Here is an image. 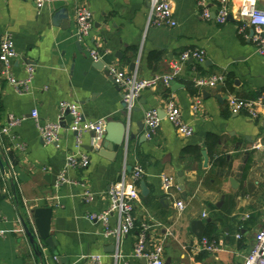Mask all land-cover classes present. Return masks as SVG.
I'll return each mask as SVG.
<instances>
[{
	"label": "crops",
	"instance_id": "1",
	"mask_svg": "<svg viewBox=\"0 0 264 264\" xmlns=\"http://www.w3.org/2000/svg\"><path fill=\"white\" fill-rule=\"evenodd\" d=\"M148 1L49 0L38 11L34 0H0V39L10 35L17 54L13 77L25 79L26 66L34 67L23 94L0 74V130L8 116L19 120L12 137L0 136V152L5 154V171L0 168V264H88V254H99L102 264H146L144 256H133L142 225L148 227L145 251L162 245L163 264H240L250 250L264 219V110L256 119L233 115L227 100L231 95L255 99L264 92V55L257 53L250 41L252 30L242 22L233 17L222 25L202 20L199 0H171L176 25L148 26ZM206 3L214 12L213 0ZM235 3L230 2L233 7ZM81 6L92 13L93 28L79 41L75 13ZM257 6L264 9V0ZM91 48L108 51L103 65L135 72L139 79L161 78L176 67L177 76L168 86L158 83L141 93L128 119L134 139L107 154L113 158L102 157L100 147L92 149V134L85 133L80 152L87 155L88 167L70 169L67 156L79 153L75 134L63 129L55 144L45 145L31 113L37 112L40 124L55 122L58 104L65 101L76 103L85 120H103L105 126L127 120L121 93L108 75L92 67ZM186 49L204 51L203 63L179 65ZM129 63H135L134 72H129ZM212 76L224 77L219 91L195 85ZM190 85L196 94L190 93ZM168 102L193 129L190 137L179 135L164 119ZM149 110L159 112L162 121L146 139L144 114ZM62 123L67 126L70 117ZM136 165L143 170L140 182L148 194L142 196L139 189L136 227L117 241L101 221L88 216L107 210L110 186L123 172L128 179L127 169ZM62 170L68 182L55 188ZM162 176L173 179L169 193L162 188ZM178 202L184 205L182 212ZM43 208L51 209L49 236L55 254L36 236L32 243L22 228L21 220L34 233L32 211ZM196 221L203 224L201 238L192 230ZM115 227L116 219L110 217L108 229ZM204 238L217 250H201Z\"/></svg>",
	"mask_w": 264,
	"mask_h": 264
},
{
	"label": "built area",
	"instance_id": "2",
	"mask_svg": "<svg viewBox=\"0 0 264 264\" xmlns=\"http://www.w3.org/2000/svg\"><path fill=\"white\" fill-rule=\"evenodd\" d=\"M49 0H34L35 7L39 11ZM149 10L147 16V25L154 28L174 27L176 25L173 19L171 0H149ZM231 0H213L215 11L207 7L206 0H199L197 5L200 9V17L202 20H214L215 23L222 25L227 22L230 15L235 20L242 22L246 27L251 28L252 35L250 41L255 46L256 51L260 55H264V9L257 6L258 0H236L235 6L230 4ZM212 15L213 18H212ZM76 34L75 37L82 41L89 37L93 28V18L90 10L81 6L76 10ZM108 55L107 50H99L91 48L88 50V57L93 63L102 62V59ZM17 57L14 50L11 37L4 34L0 39V64L1 77L5 79L17 93L23 94L28 90V85L34 74L32 65L26 66L27 78L16 79L11 73L12 61ZM188 60H193L196 63H203L205 53L199 49H186L180 54L179 65ZM104 70L112 80L113 84L121 93V101L125 104V111L129 115L136 105L141 93L146 89H151L157 86L158 83L168 86L170 82L177 76V67L170 75L161 78H152L150 80L139 79L136 73H128L119 69L114 64L104 65ZM223 76H212L209 78H201L195 81V85L201 88H214L216 85L223 84ZM228 110L233 115L244 113L250 119H256L260 110H264V92L255 99H240L236 96H229ZM197 102L192 109L196 111ZM32 118L35 120L39 136L45 145H53L58 141L60 133L63 131L62 121L66 116L70 117V123L66 126V130L75 134V148L79 153L69 154L66 159V168L70 169H85L88 167V157L85 153H81L82 135L85 133L92 134L93 143L100 142L105 129V121H89L85 120L80 112L79 106L74 102L62 101L58 104V116L55 122L39 123L38 114L32 111ZM175 129V131L183 136L190 137L193 134V129L185 123L181 117V112L173 102H168L165 109V117ZM8 124L0 130V136H11V129L15 127L19 120L13 116H8ZM162 118L156 110H149L144 114V136L146 139H151L157 132ZM15 147L19 150L24 149V145L16 144ZM4 167L1 171L4 172ZM65 171L62 170L57 181L54 184L55 188H59L64 183H67ZM8 177L12 176L8 173ZM143 176V170L139 165H136L128 179L125 172L120 179L112 184L107 191L108 208L99 215L92 214L88 216L90 221H101L106 227L107 235L115 236L117 241L120 237L128 235L136 227L134 210L135 204L139 199L138 182ZM162 188L165 193H169L173 186V179L168 176L161 177ZM90 200V195L86 194ZM176 208L182 212L184 205L181 202L176 203ZM110 217H115L116 227L108 229V221ZM247 217V216H246ZM33 226V224H32ZM142 230L134 246V257L144 256L146 264H163L162 245H156L150 252L145 251V242L147 240L146 230L148 227L141 226ZM34 234H36L33 227ZM0 236L2 233L0 232ZM200 249L208 252L217 250L216 246L208 239L201 240ZM88 264H102V259L99 254H88L85 256ZM240 264H264V219L256 232L250 250L243 258Z\"/></svg>",
	"mask_w": 264,
	"mask_h": 264
},
{
	"label": "water",
	"instance_id": "3",
	"mask_svg": "<svg viewBox=\"0 0 264 264\" xmlns=\"http://www.w3.org/2000/svg\"><path fill=\"white\" fill-rule=\"evenodd\" d=\"M213 16L214 15H212V18ZM227 21H232V17L230 15L228 16ZM92 67L97 71L104 72L105 75H107V72L104 70V65L102 62L93 63ZM134 67H135V63H129V67H128L129 72H134ZM215 89L219 91L221 89V85H216ZM202 93L204 95L206 94L205 91H202ZM216 98L220 101L219 97ZM121 105L123 109H125V104L123 102ZM123 115L125 119H127L124 123L121 124H115L112 122L107 123L101 141L98 143L94 142L92 144L91 147L92 149L100 147L99 154L102 157H105L107 159L113 158L114 155H107V154H115L122 145H126L129 141L134 139V135L129 132L128 119L130 114L128 115L127 112L124 110ZM61 125L64 129L67 128L63 123ZM143 137H140V139ZM4 156L5 154H3L1 151L0 168L3 166ZM127 171L131 172V168L129 167ZM139 189H140V194L142 196H146L148 194L147 187L143 181L140 182ZM50 218H51V209L49 208L35 209L32 211L33 227L35 228L36 234L32 232V230L23 220H21V224L25 234L29 237L32 243H34L36 236L38 239L42 240L45 245L49 246L51 248V252L55 254V250L52 248V241L49 236ZM202 226L203 224L200 221H196L192 224V230L196 228V230L199 232L197 235L198 238H201L200 232L202 230Z\"/></svg>",
	"mask_w": 264,
	"mask_h": 264
},
{
	"label": "trees",
	"instance_id": "4",
	"mask_svg": "<svg viewBox=\"0 0 264 264\" xmlns=\"http://www.w3.org/2000/svg\"><path fill=\"white\" fill-rule=\"evenodd\" d=\"M229 81H230V78L227 76L226 79H225V84L228 85L229 84ZM188 89H189V91H190V93L192 95H194V94L197 93V90L192 85L188 86ZM139 183H140V181L138 182V186H139ZM208 233L209 232L206 233L205 237H208Z\"/></svg>",
	"mask_w": 264,
	"mask_h": 264
}]
</instances>
